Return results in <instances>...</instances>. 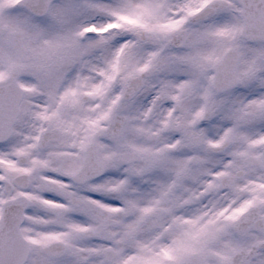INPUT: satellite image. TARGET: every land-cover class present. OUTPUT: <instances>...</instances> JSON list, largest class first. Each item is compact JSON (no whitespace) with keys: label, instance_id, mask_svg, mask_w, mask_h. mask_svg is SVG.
<instances>
[{"label":"snow or ice","instance_id":"1","mask_svg":"<svg viewBox=\"0 0 264 264\" xmlns=\"http://www.w3.org/2000/svg\"><path fill=\"white\" fill-rule=\"evenodd\" d=\"M0 264H264V0H0Z\"/></svg>","mask_w":264,"mask_h":264}]
</instances>
